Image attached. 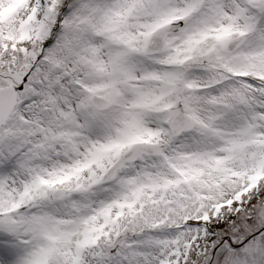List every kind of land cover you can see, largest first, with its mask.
Wrapping results in <instances>:
<instances>
[{
    "label": "snow or ice",
    "instance_id": "1",
    "mask_svg": "<svg viewBox=\"0 0 264 264\" xmlns=\"http://www.w3.org/2000/svg\"><path fill=\"white\" fill-rule=\"evenodd\" d=\"M0 264H264V0H0Z\"/></svg>",
    "mask_w": 264,
    "mask_h": 264
}]
</instances>
